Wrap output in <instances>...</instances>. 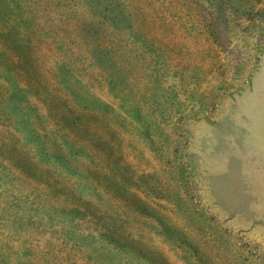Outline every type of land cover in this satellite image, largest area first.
<instances>
[{
  "label": "rangeland",
  "instance_id": "1",
  "mask_svg": "<svg viewBox=\"0 0 264 264\" xmlns=\"http://www.w3.org/2000/svg\"><path fill=\"white\" fill-rule=\"evenodd\" d=\"M0 264H264V0H0Z\"/></svg>",
  "mask_w": 264,
  "mask_h": 264
}]
</instances>
